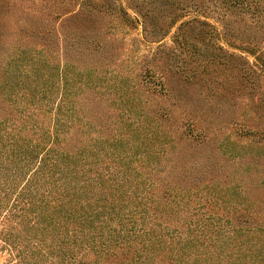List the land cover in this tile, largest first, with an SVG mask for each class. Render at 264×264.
<instances>
[{
  "label": "trees",
  "instance_id": "16d2710c",
  "mask_svg": "<svg viewBox=\"0 0 264 264\" xmlns=\"http://www.w3.org/2000/svg\"><path fill=\"white\" fill-rule=\"evenodd\" d=\"M36 45L0 44V215L31 224L26 264H264V206L227 209L235 221L189 207L206 175L164 157L174 146L157 122L134 124L139 97H111L120 120L103 122L100 44Z\"/></svg>",
  "mask_w": 264,
  "mask_h": 264
},
{
  "label": "rangeland",
  "instance_id": "374dc122",
  "mask_svg": "<svg viewBox=\"0 0 264 264\" xmlns=\"http://www.w3.org/2000/svg\"><path fill=\"white\" fill-rule=\"evenodd\" d=\"M249 3L242 13L221 0H0V44H100L103 122L120 120L111 97H139L134 124L157 122L174 146L164 157L206 175L188 206L235 221L227 209L264 206V0ZM19 226L0 215V264L33 261L31 224Z\"/></svg>",
  "mask_w": 264,
  "mask_h": 264
}]
</instances>
